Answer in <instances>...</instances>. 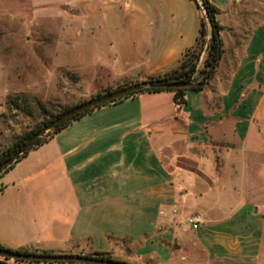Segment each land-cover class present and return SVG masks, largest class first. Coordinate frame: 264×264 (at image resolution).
<instances>
[{
  "label": "crops",
  "instance_id": "0c3cea01",
  "mask_svg": "<svg viewBox=\"0 0 264 264\" xmlns=\"http://www.w3.org/2000/svg\"><path fill=\"white\" fill-rule=\"evenodd\" d=\"M195 1L0 0V17L34 6L93 42L74 105L175 68L204 16ZM210 2L222 53L204 87L179 106L167 90L99 106L30 149L0 175V245L128 264H264V8Z\"/></svg>",
  "mask_w": 264,
  "mask_h": 264
},
{
  "label": "rangeland",
  "instance_id": "374dc122",
  "mask_svg": "<svg viewBox=\"0 0 264 264\" xmlns=\"http://www.w3.org/2000/svg\"><path fill=\"white\" fill-rule=\"evenodd\" d=\"M36 1L7 0V5ZM244 2L264 8L257 0ZM35 12L33 6L23 16L10 11L7 18L0 17V151L72 106L68 104L86 78L85 57L93 51L92 41L73 37L52 11ZM100 93L102 89L92 90L83 100Z\"/></svg>",
  "mask_w": 264,
  "mask_h": 264
},
{
  "label": "trees",
  "instance_id": "16d2710c",
  "mask_svg": "<svg viewBox=\"0 0 264 264\" xmlns=\"http://www.w3.org/2000/svg\"><path fill=\"white\" fill-rule=\"evenodd\" d=\"M195 1V0H193ZM196 2V1H195ZM199 3L204 11V16L201 17L199 21V27L197 30V35L195 37L194 44L187 48L181 57L178 60V64L172 70L163 73L161 75L149 76L145 80H152L156 82H172V81H181L187 82L190 80L191 75L196 72L197 79L192 82V85L185 88H170V89H161V88H149L143 89L134 93L126 94L120 97H117L109 102L101 104L99 106L116 103L123 99L132 97L142 92H156L167 90L173 93V101L175 105L179 106L184 102L183 94L186 90H200L204 87V85L208 82V80L212 77L214 68L219 60L222 48H221V41L219 37V31L221 26L217 23L215 19V15L218 13V8L213 5L210 0H199ZM208 25V28L207 26ZM203 52L202 60L200 65L197 66L200 54ZM130 84V83H127ZM126 85V84H125ZM112 90V89H111ZM109 89H104L103 92H108ZM99 106L90 108L86 111L76 114L75 116L69 118L66 121H63L50 130L40 133L37 137L33 139V141L28 145L25 151L21 154L16 156L18 149L24 143V141L28 138L29 135L38 131L39 129L36 128L35 130L29 131L28 133H24L19 138L14 140L10 143L5 149L0 151V164L8 159L9 157H13L12 160L4 167L0 169V175L8 170L15 162L20 160L22 157L26 155V153L42 143L46 142L50 139L55 133L66 127L71 121L78 119L79 117L83 116L84 114L88 113L89 111L97 108ZM71 106L64 107L61 109L55 116L59 115L66 109ZM52 119L48 122H43V127L48 124ZM41 129V128H40ZM0 250H10L2 245H0ZM96 256L102 257L105 259H111L108 254H97ZM25 261V262H43V263H50V264H73L71 262H44V261H30V260H20V259H8L0 256V264H7L8 261ZM78 264H86V263H78Z\"/></svg>",
  "mask_w": 264,
  "mask_h": 264
},
{
  "label": "water",
  "instance_id": "95a60500",
  "mask_svg": "<svg viewBox=\"0 0 264 264\" xmlns=\"http://www.w3.org/2000/svg\"><path fill=\"white\" fill-rule=\"evenodd\" d=\"M190 85H192L191 81L156 82L152 80H142V81L122 85L108 92H103L98 95H95L91 98H88L77 104L72 105L71 107L60 113L59 115L55 116L44 127L29 135L14 156L21 154L23 151H25L28 145L40 133L50 130L55 125L68 120L69 118L75 116L78 113H81L90 108L109 102L117 97L149 88H161V89L185 88V87H189ZM12 158L13 157H9L8 159L4 160L0 164V169L6 166L12 160ZM0 256L8 259L44 261V262H71V263H86V264H128L126 262L116 261L113 259H105L102 257H98L96 255L69 254V253L67 254L27 253V252H18L12 250H0Z\"/></svg>",
  "mask_w": 264,
  "mask_h": 264
},
{
  "label": "built area",
  "instance_id": "2783aa9c",
  "mask_svg": "<svg viewBox=\"0 0 264 264\" xmlns=\"http://www.w3.org/2000/svg\"><path fill=\"white\" fill-rule=\"evenodd\" d=\"M202 56H203V52L200 54V57H199V60H198V63H197V66L200 65V62L202 60ZM197 79V75H196V72H194L191 77H190V80L191 82H193L194 80ZM176 209H172L171 212H170V215L171 216H174L176 215ZM184 223L190 228V229H196L199 225V220L197 219V217L195 216H187L185 217L184 219Z\"/></svg>",
  "mask_w": 264,
  "mask_h": 264
}]
</instances>
